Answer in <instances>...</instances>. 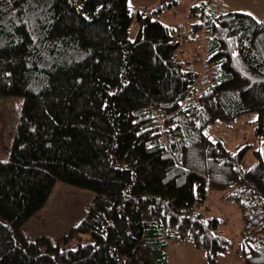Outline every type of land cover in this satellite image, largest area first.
Masks as SVG:
<instances>
[{
    "label": "trees",
    "instance_id": "trees-1",
    "mask_svg": "<svg viewBox=\"0 0 264 264\" xmlns=\"http://www.w3.org/2000/svg\"><path fill=\"white\" fill-rule=\"evenodd\" d=\"M163 9L137 10L132 40L128 0H0V97H24L0 161V264H169L175 240L206 264H264V160L244 168L204 132L252 116L264 136V22L191 8L213 68L198 89ZM57 181L94 194L85 216L54 243L25 237ZM210 191L240 212L237 240L201 210Z\"/></svg>",
    "mask_w": 264,
    "mask_h": 264
},
{
    "label": "rangeland",
    "instance_id": "rangeland-1",
    "mask_svg": "<svg viewBox=\"0 0 264 264\" xmlns=\"http://www.w3.org/2000/svg\"><path fill=\"white\" fill-rule=\"evenodd\" d=\"M170 3L172 5L167 6ZM201 3H205L211 10L247 7L264 20V0H128L132 14L129 38L132 40L138 28L136 11L153 10L159 5L164 6L158 18L171 29L176 38L182 40L175 55L183 69H191L198 73V80L201 78L198 89L204 86L205 80L210 79L213 71L210 63H205L207 38L204 29L193 30V23L200 21L201 16L190 15L191 8L200 6ZM23 102V96L0 97V161L9 159L10 146ZM252 121V116H241L230 122L215 121L209 123L204 132L212 140L221 141L225 148L233 153L242 149L241 166L248 168L258 158L264 160V136L255 134ZM222 194L223 192L210 191L206 202L207 210L203 207L201 210L223 219L225 224L222 226V235L230 240H237L241 226L240 212L234 204L220 199ZM93 197L94 194L90 191L57 181L44 206L22 226L21 232L30 239L43 234L54 243L59 236L68 234L70 227L85 216ZM68 240V242L61 240L62 247H73L77 243L76 238L69 237ZM175 242L176 244L168 245L167 248L169 264H205L202 252L192 246L191 242L187 240ZM237 258H231L229 263L226 258L219 256L215 264H243L241 258L239 256Z\"/></svg>",
    "mask_w": 264,
    "mask_h": 264
},
{
    "label": "crops",
    "instance_id": "crops-1",
    "mask_svg": "<svg viewBox=\"0 0 264 264\" xmlns=\"http://www.w3.org/2000/svg\"><path fill=\"white\" fill-rule=\"evenodd\" d=\"M240 9H242V10H244V11H246V12L252 14L254 17H256V18L259 19L260 21H263V22H264L263 18L257 17L254 13H252V10H250L249 8H247V7H243V8H240ZM220 256H222V258H226V259H227V262H229V263H231V262H230L231 258H237L236 254H234V253H232V252L223 253V254H221ZM218 258H219V257H218ZM237 259H238V258H237ZM241 260H242V259H241ZM203 261H204V259H203ZM204 263H205V261H204ZM242 263H243V261H242ZM205 264H206V263H205Z\"/></svg>",
    "mask_w": 264,
    "mask_h": 264
}]
</instances>
